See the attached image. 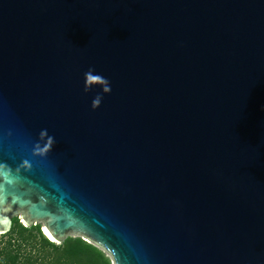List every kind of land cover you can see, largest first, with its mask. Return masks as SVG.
Wrapping results in <instances>:
<instances>
[{"label":"water","instance_id":"95a60500","mask_svg":"<svg viewBox=\"0 0 264 264\" xmlns=\"http://www.w3.org/2000/svg\"><path fill=\"white\" fill-rule=\"evenodd\" d=\"M16 215L112 264H264V0H0Z\"/></svg>","mask_w":264,"mask_h":264},{"label":"trees","instance_id":"16d2710c","mask_svg":"<svg viewBox=\"0 0 264 264\" xmlns=\"http://www.w3.org/2000/svg\"><path fill=\"white\" fill-rule=\"evenodd\" d=\"M11 217L8 230L0 234V264H110L96 246L81 237H66L57 244L39 225L22 224Z\"/></svg>","mask_w":264,"mask_h":264},{"label":"clouds","instance_id":"9594fccd","mask_svg":"<svg viewBox=\"0 0 264 264\" xmlns=\"http://www.w3.org/2000/svg\"><path fill=\"white\" fill-rule=\"evenodd\" d=\"M93 73H94V69L91 68L87 72H85L84 91L88 92L93 88V86L99 85L104 93L110 92L111 91L110 82L102 75L93 74ZM100 103H101V96L98 94L92 101V107L95 109L99 107Z\"/></svg>","mask_w":264,"mask_h":264},{"label":"rangeland","instance_id":"374dc122","mask_svg":"<svg viewBox=\"0 0 264 264\" xmlns=\"http://www.w3.org/2000/svg\"><path fill=\"white\" fill-rule=\"evenodd\" d=\"M16 217L19 218L18 215H16ZM18 220L21 222L20 219H18ZM21 223H22V222H21ZM22 224H23V223H22ZM32 225H39V226H40V229L42 230V222H36L35 224H32ZM71 237H77V236H71ZM81 238H82V237H81ZM82 239H83V238H82ZM83 240H85V239H83ZM85 241H87L88 243H91L92 245H94V246H96L97 248H99V249L104 253V255L110 260V264H112V261H111L110 256H109L104 250H102L100 247H98V246L95 245L94 243L90 242L89 240H85Z\"/></svg>","mask_w":264,"mask_h":264},{"label":"bare ground","instance_id":"6f19581e","mask_svg":"<svg viewBox=\"0 0 264 264\" xmlns=\"http://www.w3.org/2000/svg\"><path fill=\"white\" fill-rule=\"evenodd\" d=\"M43 231H44V234H47L46 232H45V230H44V228H43ZM48 235V234H47ZM49 236V235H48Z\"/></svg>","mask_w":264,"mask_h":264}]
</instances>
